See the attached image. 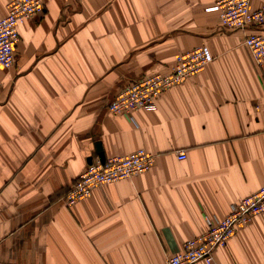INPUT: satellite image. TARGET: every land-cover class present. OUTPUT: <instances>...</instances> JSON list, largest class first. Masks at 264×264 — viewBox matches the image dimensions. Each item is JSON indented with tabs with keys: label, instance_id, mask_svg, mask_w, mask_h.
I'll return each mask as SVG.
<instances>
[{
	"label": "crops",
	"instance_id": "0c3cea01",
	"mask_svg": "<svg viewBox=\"0 0 264 264\" xmlns=\"http://www.w3.org/2000/svg\"><path fill=\"white\" fill-rule=\"evenodd\" d=\"M43 1L19 26L14 66L0 68V264H164L264 185V61L206 11L219 0ZM200 45L212 62L155 110L109 112L123 87ZM97 145L105 159L143 149L155 160L67 206ZM212 264H264V213Z\"/></svg>",
	"mask_w": 264,
	"mask_h": 264
},
{
	"label": "built area",
	"instance_id": "2783aa9c",
	"mask_svg": "<svg viewBox=\"0 0 264 264\" xmlns=\"http://www.w3.org/2000/svg\"><path fill=\"white\" fill-rule=\"evenodd\" d=\"M6 9V15L0 19V68L10 69L16 60L19 26L33 17L43 16L46 7L43 0H7ZM206 11L218 13L224 29L245 33L243 45L250 51L256 64L262 65L264 34L256 29L264 26V4L252 10L251 0H219ZM212 60L213 56L205 45L182 53L175 58L168 73L145 76L123 87L109 103L108 110L114 115H131L138 110L153 111L164 92L194 77ZM176 156L179 160L186 157L184 151H178ZM154 160L155 155L138 149L129 155L110 157L103 163H90L67 191L63 201L67 206L75 205L98 187L147 172ZM262 213L264 185L254 194L233 203L224 218L209 220L204 233L186 241L183 249L167 258L164 264H195L198 261L212 264L214 250L225 247L238 228L248 225L253 217Z\"/></svg>",
	"mask_w": 264,
	"mask_h": 264
},
{
	"label": "water",
	"instance_id": "95a60500",
	"mask_svg": "<svg viewBox=\"0 0 264 264\" xmlns=\"http://www.w3.org/2000/svg\"><path fill=\"white\" fill-rule=\"evenodd\" d=\"M96 151L98 152V156H99V162L103 163L105 161V157L101 151V147L100 145L96 146ZM91 163V162H90Z\"/></svg>",
	"mask_w": 264,
	"mask_h": 264
},
{
	"label": "rangeland",
	"instance_id": "374dc122",
	"mask_svg": "<svg viewBox=\"0 0 264 264\" xmlns=\"http://www.w3.org/2000/svg\"><path fill=\"white\" fill-rule=\"evenodd\" d=\"M242 43H243V42H242ZM251 56H252V55H251ZM252 59H253V56H252ZM253 61H254V63L256 64V60L253 59ZM256 65H257V64H256ZM205 68H206V67H205ZM201 72H202V71H201ZM201 72H200V73H201ZM198 74H199V73H198ZM198 74H197V75H198ZM195 76H196V75H195ZM187 80H188V79H187ZM187 80H186V81H187ZM184 82H185V81H184ZM262 214H263V213H262ZM262 214H260V215H262Z\"/></svg>",
	"mask_w": 264,
	"mask_h": 264
}]
</instances>
